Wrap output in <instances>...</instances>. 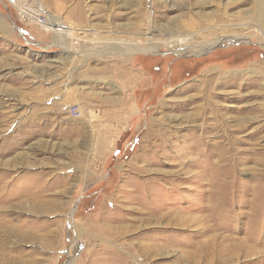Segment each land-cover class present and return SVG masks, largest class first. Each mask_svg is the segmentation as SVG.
Returning a JSON list of instances; mask_svg holds the SVG:
<instances>
[{"label": "rangeland", "instance_id": "rangeland-1", "mask_svg": "<svg viewBox=\"0 0 264 264\" xmlns=\"http://www.w3.org/2000/svg\"><path fill=\"white\" fill-rule=\"evenodd\" d=\"M23 1L51 31L0 0V264H264V0Z\"/></svg>", "mask_w": 264, "mask_h": 264}, {"label": "built area", "instance_id": "built-area-1", "mask_svg": "<svg viewBox=\"0 0 264 264\" xmlns=\"http://www.w3.org/2000/svg\"><path fill=\"white\" fill-rule=\"evenodd\" d=\"M6 3L8 7H10L15 12L17 18L21 22L25 23V25L30 23L36 25L44 31H51V28H49L51 25L49 22V16L40 12V9L37 6L32 8L23 0H6Z\"/></svg>", "mask_w": 264, "mask_h": 264}, {"label": "crops", "instance_id": "crops-1", "mask_svg": "<svg viewBox=\"0 0 264 264\" xmlns=\"http://www.w3.org/2000/svg\"><path fill=\"white\" fill-rule=\"evenodd\" d=\"M85 63H86L85 61H81V66L84 67V66H85ZM50 90H51V91H57V90H59V87H56V86H55V87H53V88H50ZM68 90H69V89H68ZM68 90H67V91H68ZM59 92H60L61 94H64V92H66V91L60 89ZM68 92H69V91H68ZM78 92H81V91H76V93H78ZM71 94H74V93H73V92L70 93V94H69V97L71 96ZM64 97H65V96H64ZM55 108H57V107H55ZM70 108H71V107H70ZM57 109H58V108H57ZM60 110H62V108H61ZM63 110H64V109H63ZM68 110H69V109H68ZM67 114H69L70 117H73V116H71V111H70V110L68 111ZM91 114H92V113H91ZM92 115H93V114H92ZM73 118H75V117H73Z\"/></svg>", "mask_w": 264, "mask_h": 264}, {"label": "bare ground", "instance_id": "bare-ground-1", "mask_svg": "<svg viewBox=\"0 0 264 264\" xmlns=\"http://www.w3.org/2000/svg\"><path fill=\"white\" fill-rule=\"evenodd\" d=\"M261 22H262V24H264V12L261 14ZM173 44H175V43H173Z\"/></svg>", "mask_w": 264, "mask_h": 264}]
</instances>
